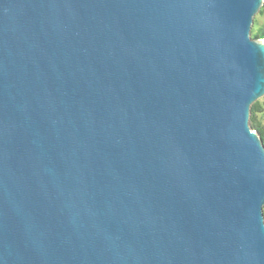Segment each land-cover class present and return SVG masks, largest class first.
Wrapping results in <instances>:
<instances>
[{"label":"water","instance_id":"95a60500","mask_svg":"<svg viewBox=\"0 0 264 264\" xmlns=\"http://www.w3.org/2000/svg\"><path fill=\"white\" fill-rule=\"evenodd\" d=\"M264 0H0V264H264Z\"/></svg>","mask_w":264,"mask_h":264},{"label":"rangeland","instance_id":"374dc122","mask_svg":"<svg viewBox=\"0 0 264 264\" xmlns=\"http://www.w3.org/2000/svg\"><path fill=\"white\" fill-rule=\"evenodd\" d=\"M263 26H264V3L259 13L255 16L254 24L251 31V37L254 38L253 35L256 32V30ZM257 103L259 108L258 112L256 113L257 123L258 125H260L262 129H264V96L258 99ZM250 126H251V122H250Z\"/></svg>","mask_w":264,"mask_h":264},{"label":"trees","instance_id":"16d2710c","mask_svg":"<svg viewBox=\"0 0 264 264\" xmlns=\"http://www.w3.org/2000/svg\"><path fill=\"white\" fill-rule=\"evenodd\" d=\"M256 27V26H255ZM254 39H264V26L257 29L253 35ZM258 103H254L251 108V128L254 129L261 137L264 145V129L257 123L256 113L258 112Z\"/></svg>","mask_w":264,"mask_h":264},{"label":"snow or ice","instance_id":"6c2138e0","mask_svg":"<svg viewBox=\"0 0 264 264\" xmlns=\"http://www.w3.org/2000/svg\"><path fill=\"white\" fill-rule=\"evenodd\" d=\"M254 2L258 5L259 4V0H254Z\"/></svg>","mask_w":264,"mask_h":264}]
</instances>
